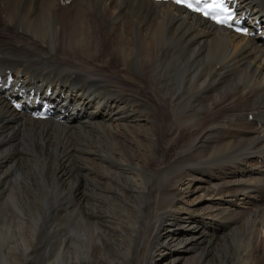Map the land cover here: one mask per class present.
Segmentation results:
<instances>
[{
  "label": "bare ground",
  "instance_id": "bare-ground-1",
  "mask_svg": "<svg viewBox=\"0 0 264 264\" xmlns=\"http://www.w3.org/2000/svg\"><path fill=\"white\" fill-rule=\"evenodd\" d=\"M58 2L0 0V29L10 33L0 34L1 70L35 90L49 85L66 112L63 123L30 120L0 99V132L9 134L0 145L12 139L24 151L14 159L12 146L0 148V188L14 166L23 171L11 178L19 189L0 198L1 211H18L0 216V264H176L196 246L198 258L184 264L264 262V200L254 204L264 190L262 43L146 0ZM237 4L264 18V0ZM106 70L162 93L168 106L126 93ZM255 110L258 126L245 120ZM253 161L262 178L245 169ZM195 178L208 182L213 204L175 232V213L197 212L174 208L178 186L186 192ZM45 212L55 215L39 227ZM211 223L224 232L208 233ZM218 247L228 251L211 260Z\"/></svg>",
  "mask_w": 264,
  "mask_h": 264
},
{
  "label": "rangeland",
  "instance_id": "rangeland-1",
  "mask_svg": "<svg viewBox=\"0 0 264 264\" xmlns=\"http://www.w3.org/2000/svg\"><path fill=\"white\" fill-rule=\"evenodd\" d=\"M1 13H0V18H1ZM0 25H1V20H0ZM2 31V30H1ZM4 32V31H3ZM10 33H8V35H9ZM20 34V33H19ZM106 39V38H105ZM105 39L104 38H101L100 39V45L101 46H105V45H112V41H111V38H110V40H107V41H105ZM77 64V63H76ZM86 69V68H85ZM87 70V69H86ZM89 72H91V73H94V74H96V75H101V74H99L100 73V71H95V70H89ZM103 76H106V78L107 77H109L110 79H113L115 82L114 83H118L119 85H120V87L126 92V93H130V94H134V95H136V93H137V95L139 94V95H143V100H144V98L145 97H147V99L149 100V101H151V102H153V104L155 103L154 101H156L158 104H159V108L161 109L162 108V106L163 107H167L168 106V104H169V102H164V104H162V102H161V100H162V97H163V94L162 93H155V92H153V91H151V89L150 88H148V87H139V85L137 86L134 82H132V80H129V79H127L126 77H123V76H121V75H116V74H113V72H110L109 70H106V72L104 71V74H102ZM122 84V85H121ZM155 94H157V96L155 95ZM158 98V99H157ZM155 99V100H154ZM156 105V104H155ZM157 121L158 122H160V119H159V117H158V119H157ZM163 121V120H162ZM164 123V122H163ZM168 123H165V124H162V127L163 126H166ZM166 133H167V131H166ZM163 134V136H160L159 137V146L157 147V153H160L162 150H163V148H164V146H165V143L166 142H168L169 140H170V138L172 137L171 135H169L168 133L167 134ZM178 145V144H177ZM16 151H18L20 154L18 155V156H16L15 158H20L21 159V155H23L24 154V151H22L23 149H20V147H16V148H14ZM169 154L170 155H172V153H170L169 152ZM167 155L168 157L167 158H169V157H171L170 155ZM35 157H36V159H39V161H42V159L40 158V156H39V154H36L35 155ZM14 158V159H15ZM51 163H55V161L53 162V161H50ZM19 164V163H18ZM21 164L23 165V161L21 162ZM70 164H73V163H70ZM155 163L153 162L152 163V165H154ZM253 164H255V162L253 161ZM255 165H257V167L256 166H253L252 168L253 169H256L257 170V168H260L259 167V165L256 163ZM70 166H72V165H70ZM207 167V166H206ZM205 167V168H206ZM28 168V167H27ZM249 168H251V167H249L248 165H246L245 166V169L246 170H249ZM36 169H38L39 170V172H42V171H44V173L46 172V171H48V172H50L51 171V169L48 167V168H46L45 169V167H36ZM35 169V170H36ZM210 168H208V170H209ZM21 172H23V171H20V168L19 167H17V166H14V168L12 169V172H10L11 174L8 176V178L10 179L9 180V182L8 183H3V185L1 186V188H0V198L1 199H3L4 201L6 200V198L8 197V195H7V192H8V190H10L11 192H13L14 190H17V189H19L18 188V186L17 185H15V182L13 181V180H11V178L13 177V176H17V175H19ZM245 173H247V171L245 172ZM256 176V175H255ZM260 176H261V178H262V175L260 174ZM238 177H241V175L240 174H237L236 173V177H234V178H238ZM223 180H225V179H223ZM5 184V185H4ZM10 184V185H9ZM208 184V182L207 181H204L202 178L200 179V178H195L193 181H192V185H191V187L186 191V192H184V189L181 187V186H178V194L180 195V196H178V198L174 201V208H177V209H179V210H182L183 208H191V207H193V208H197V212H194V213H192V214H190L187 218H185V219H181V214L182 213H175L173 216H176L175 218H173V220H170V222H168V225H170L172 228H173V230L175 231V232H181V230H186L187 228H188V226L190 225V224H192V223H194V222H196V221H199V220H201V219H203V216H205V215H203L201 212H204V207L203 206H205V207H207V203H208V201L212 198H210V195H211V193H212V191H211V189H210V187H209V184ZM204 185H205V187H204ZM54 186H55V184H54ZM5 187H6V189H8V190H5ZM49 187H51L50 185H48L47 187H46V189L47 188H49ZM195 187H197V188H195ZM4 188V189H3ZM190 190V191H189ZM192 190H194V191H192ZM189 191V192H188ZM261 193H258V194H256L255 196L258 198H254V201H256L254 204H259L258 206H261L262 204H263V200H264V197H262L261 195H260ZM58 195V194H57ZM257 195H259V196H257ZM260 198V199H259ZM262 198V199H261ZM257 200H258V202H257ZM262 200V201H261ZM4 201H0V207H1V205L3 204V202ZM210 203H212L213 204V200L211 199L210 200ZM238 204H241L242 206H243V203H241V202H237ZM8 204H10V205H12L13 206V203H8ZM22 204H27V203H22ZM104 205H106V203H104ZM240 205V206H241ZM9 206V205H8ZM249 206V207H248ZM106 207V206H105ZM254 207V205H253V203H248V205L247 206H245V207H243V208H245L244 209V211L245 210H247L248 208H253ZM201 208H204V209H201ZM11 214V215H10ZM45 214L46 215H44L43 217H45L44 219L42 218L40 221H39V224H38V226L40 227V225H41V223H42V227L43 228H45V226H46V224H48L49 223V220H50V216L51 215H55V214H53V213H47V212H45ZM205 214V213H204ZM12 215H14V216H16V215H18V211H14V212H8V211H1L0 210V216L1 217H5V216H7V217H10V216H12ZM173 216H170V217H168V219H171ZM14 219L18 222V218L17 217H14ZM99 227H97V228H101L102 227V225L101 224H97ZM209 226H212V223L209 225ZM208 226V227H209ZM207 227V228H208ZM216 229V231H217V228H215ZM215 231V232H216ZM226 231V230H225ZM212 233H214V229H213V231H211ZM224 231H219V232H217L216 234H218V235H220V233H223ZM237 230L234 232V236H235V234H237ZM82 233V230L81 229H79V231H78V234H81ZM231 234V233H230ZM79 237H75L76 239H79V240H82V238H80L81 236L80 235H78ZM217 236V235H216ZM214 240H218V238H215ZM214 243H216V242H214ZM178 245H174V246H171V247H173V248H170V251L167 253V257L166 258H161L160 259V262H165V261H167V259L168 258H173L174 257V255H175V252H176V248H174V247H177ZM208 248H210V247H208ZM207 248V249H208ZM197 250V246H196V248H195V251L194 252H192V251H186V257L184 258V259H179V260H177L176 262V264H184V262L187 260V259H189V258H192V256L195 254V256L198 258V256H197V254H196V251ZM227 251H228V248L227 247H218V248H216L215 250H213L212 251V253H213V258L211 259V260H215V259H217V258H219V257H221V255H223L224 253H227ZM211 252V251H210ZM257 253H261V251H258ZM179 254V253H178ZM210 256V255H209ZM207 257V256H206ZM205 257V258H206ZM51 258H52V253H51ZM256 260H257V258H256ZM260 264H264V262H261Z\"/></svg>",
  "mask_w": 264,
  "mask_h": 264
},
{
  "label": "snow or ice",
  "instance_id": "snow-or-ice-1",
  "mask_svg": "<svg viewBox=\"0 0 264 264\" xmlns=\"http://www.w3.org/2000/svg\"><path fill=\"white\" fill-rule=\"evenodd\" d=\"M175 3L184 5L198 13H203L205 17H211L217 24L233 27L240 23L239 19H234L229 9L224 7V0H175ZM235 30L242 31L238 27Z\"/></svg>",
  "mask_w": 264,
  "mask_h": 264
}]
</instances>
